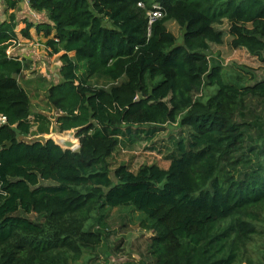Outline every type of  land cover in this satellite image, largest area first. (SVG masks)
<instances>
[{"label":"trees","instance_id":"trees-1","mask_svg":"<svg viewBox=\"0 0 264 264\" xmlns=\"http://www.w3.org/2000/svg\"><path fill=\"white\" fill-rule=\"evenodd\" d=\"M153 5L161 15L149 23ZM29 7L47 12L45 35L55 36L46 47L61 66L44 91L54 116L35 113L31 121L17 78L24 64L7 51L32 24L13 13L0 22V264L76 263L103 244L104 212L127 206L150 232L132 264H264V145L254 157L246 147L252 124L236 120L246 98L264 100V80L229 82L208 57L226 35L230 48L260 57L264 0H32ZM92 77L111 83L93 86ZM51 121L59 133L76 130V150L23 140L33 126L32 135L49 133ZM168 124L187 135L170 138L167 168L111 166L122 139L151 140Z\"/></svg>","mask_w":264,"mask_h":264},{"label":"rangeland","instance_id":"rangeland-1","mask_svg":"<svg viewBox=\"0 0 264 264\" xmlns=\"http://www.w3.org/2000/svg\"><path fill=\"white\" fill-rule=\"evenodd\" d=\"M167 29L177 37L176 44H181V30L173 23H167ZM222 29L226 31V26ZM208 57L212 63H218L223 71L225 80L235 82L239 80L244 85H250L258 80H264V50L260 57L248 54L244 49H232L228 46L227 35L221 45H211ZM82 71V69H80ZM54 71L52 76H54ZM21 77L19 80L21 81ZM89 83L93 86H108L111 81L102 77H92ZM23 85V84H22ZM29 93L32 105V114L29 119L33 121V113L42 110L44 114L51 113L47 109L41 96H33L26 86H23ZM49 115V114H48ZM238 122L250 123L251 128H247L246 138L247 149H253V156H258V152L264 145V100L257 98H246L236 113ZM34 126L31 128L34 133ZM26 136L25 141H31L35 135ZM49 133L45 134L48 135ZM66 134V131L61 132ZM37 135V134H36ZM44 135V136H45ZM186 137V130L179 128L176 124L165 125L159 130L153 139H147L143 134L134 135V140L129 142L122 139L116 151L110 158L112 167L119 163H125L131 169H136L141 164H154L161 168H167L169 164L168 155L171 152V137ZM77 139V138H76ZM153 148L154 150H152ZM113 178V174H110ZM51 181H42L41 184H50ZM52 183V182H51ZM33 221H40L41 217L36 214L26 215ZM104 222L106 225V237L103 244L95 250L86 252L83 258L72 264H132L137 260V253L145 245L150 232L141 228V215L131 207H116L104 212Z\"/></svg>","mask_w":264,"mask_h":264},{"label":"crops","instance_id":"crops-1","mask_svg":"<svg viewBox=\"0 0 264 264\" xmlns=\"http://www.w3.org/2000/svg\"><path fill=\"white\" fill-rule=\"evenodd\" d=\"M11 13L14 14L18 23L20 20L26 19L32 24L29 29V37H23L19 32H16L17 41L7 51L10 56L16 57L24 64V68L17 76L18 81L28 89H32L30 92L33 96H41L45 102V85L53 82L55 79H59V68L61 66L59 53L50 54L46 47V41L55 36V31L50 29L49 34L45 35L44 30L49 23L47 12L33 11L29 6L20 1H17L15 8L9 9L6 1L0 0V22L7 19ZM68 55L72 58L74 52H68ZM53 71L54 76H52ZM82 71H79V73H82ZM20 77L22 78L21 81L19 80ZM35 113L39 114L44 112L39 110L35 111ZM46 113L49 114L48 116L51 114L48 111Z\"/></svg>","mask_w":264,"mask_h":264},{"label":"water","instance_id":"water-1","mask_svg":"<svg viewBox=\"0 0 264 264\" xmlns=\"http://www.w3.org/2000/svg\"><path fill=\"white\" fill-rule=\"evenodd\" d=\"M76 130L66 131V134L61 135L55 127V122L52 121L49 134L37 135L33 137V140L45 141L51 139L56 145L62 149L76 150L79 147V140L75 138ZM45 135V136H44ZM138 258V256H137Z\"/></svg>","mask_w":264,"mask_h":264},{"label":"built area","instance_id":"built-area-1","mask_svg":"<svg viewBox=\"0 0 264 264\" xmlns=\"http://www.w3.org/2000/svg\"><path fill=\"white\" fill-rule=\"evenodd\" d=\"M20 1L22 3H24L25 5L29 6L32 0H17ZM140 6H142L141 3H138ZM148 18H149V23H151L155 18L159 17L161 15L160 11H159V7L157 5H153V10L149 11L148 13ZM5 122V117L4 116H0V123H4Z\"/></svg>","mask_w":264,"mask_h":264}]
</instances>
